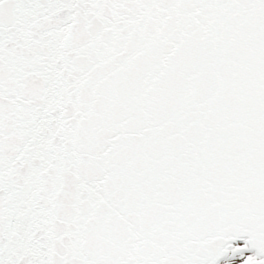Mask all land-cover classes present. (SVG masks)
Wrapping results in <instances>:
<instances>
[{"label":"snow or ice","instance_id":"6c2138e0","mask_svg":"<svg viewBox=\"0 0 264 264\" xmlns=\"http://www.w3.org/2000/svg\"><path fill=\"white\" fill-rule=\"evenodd\" d=\"M0 264H264V0H0Z\"/></svg>","mask_w":264,"mask_h":264}]
</instances>
